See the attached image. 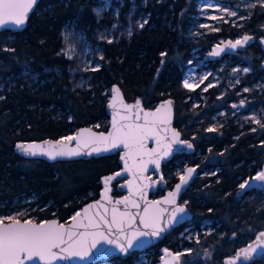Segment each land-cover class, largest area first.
I'll return each instance as SVG.
<instances>
[{"label":"trees","instance_id":"trees-1","mask_svg":"<svg viewBox=\"0 0 264 264\" xmlns=\"http://www.w3.org/2000/svg\"><path fill=\"white\" fill-rule=\"evenodd\" d=\"M133 1L135 15H145L148 22L143 28L133 26L131 34L123 26L112 43H98L103 56L99 70L83 75L89 80V89L76 86L77 76L70 73L72 62L62 54L61 32L71 26L93 38L112 27L111 10L97 14L101 0H40L23 30L0 32V96L4 97L0 99V215L15 198L33 194L39 207L22 220L66 223L84 204L98 198L99 179L118 170L116 155L67 161L93 163L97 168L65 177L62 185L56 168L62 162L24 159L14 153V146L19 141L65 138L85 126L106 131L109 91L117 85L126 102L139 100L144 108L166 99L174 101L173 126L193 144L194 152L176 155L163 166L165 189L179 180V167L192 165L199 170L180 200L191 212V221L144 252L147 264H159L162 247L183 253L182 264H226L238 248L264 231V192L236 197L239 185L264 164V128L235 117L213 124L210 118L226 104L216 107L219 100L213 105L209 100L194 107L193 93L182 85L192 58L190 32L202 0ZM122 2L118 15L124 23L132 2ZM240 33L241 29L229 37ZM254 43L244 52L252 69L264 76L259 71L264 54ZM260 120L264 122V117ZM209 127L217 131L208 132ZM24 162L38 163L41 171L31 175L22 168ZM112 191L113 196L121 194L117 188ZM139 256L133 253L111 261L135 264ZM250 264H264V256Z\"/></svg>","mask_w":264,"mask_h":264},{"label":"snow or ice","instance_id":"snow-or-ice-1","mask_svg":"<svg viewBox=\"0 0 264 264\" xmlns=\"http://www.w3.org/2000/svg\"><path fill=\"white\" fill-rule=\"evenodd\" d=\"M35 3L36 0H0V27H4L9 23L22 27ZM258 3L261 7H264V0H258ZM249 6L256 7L257 5L250 4ZM219 10L224 11L228 16H237L235 11H229L227 8ZM211 18L216 19L217 17ZM239 18L244 19L245 17ZM147 22V20H144L138 26L143 28ZM202 27L207 26L202 25ZM213 30L218 31V29ZM129 34H131L130 30ZM251 40V36L244 35L235 42H227L224 47L217 45L210 55L219 56L226 48L244 47ZM107 42L112 43V40ZM161 55L164 56L166 53H161ZM100 58L103 59V56ZM69 59H71V55H69ZM85 70L98 71L99 66ZM234 71L240 70L234 69ZM243 71L248 72L249 69L244 68ZM207 79L208 76L201 77L200 82L202 83ZM184 86L189 89L192 88V84L188 80L184 81ZM208 87H212V85L209 84ZM204 91H207V88ZM248 91L250 90L244 89V92ZM111 94L109 107L116 109L117 104H119L125 114L121 115L119 111L113 112L112 128L107 134L94 133L91 129H83L74 136L63 138L69 144L75 141V148L68 147L62 141H56L55 143L45 141L43 145L18 144L17 148L25 155H44L51 160H55L58 157L70 158L91 155L92 153L99 154L123 147L127 150L125 155L121 157V160L125 162L124 171L131 173L133 176V180L128 181L126 185L129 195L115 201L109 196L111 191L109 188L110 182L121 176V173L117 172L104 178V191L101 193V200L88 204L81 212H77L71 217L73 223L69 227H65V225L59 224L55 220L34 223L30 219L21 222L15 216L0 217V264H27V262L39 264L40 261H43L44 264H54L56 261L73 257L83 259L89 255L91 249L96 248L102 241L109 245H115L122 253H127L129 249L137 245V242L141 241V238H159L183 219L186 208L177 205V197L182 188L193 178V174L196 172L195 168H188L181 174L179 176L180 182L176 184L175 189L169 192L168 196L161 201L146 200V189L149 184L142 182L148 179L143 177V172L147 171V165L151 164L155 170L159 171L162 160L171 154L173 144H183L188 149L193 148L192 143L181 140L180 133L169 127L171 124L172 102L166 101L155 111H144L139 100L134 105L124 103L119 88L113 87ZM0 99H4V97L0 96ZM243 103L241 101L240 106H243ZM232 107L237 108L238 106L233 104ZM250 119L253 123L264 128V122L256 119L255 116ZM141 120L143 123H139ZM207 131L215 132L217 128L209 127ZM252 131H256V129L253 128ZM160 132L165 134L163 138L159 135ZM168 133L171 134L170 138L167 135ZM149 136L156 138L158 147L150 151H144L146 148L144 140ZM86 148L91 150L85 152L84 149ZM142 151L147 156V160L142 162L138 173H132L128 160L132 159L135 153ZM136 180H140L142 183L136 185V191L134 192L133 182ZM161 180H163V177H161ZM254 181L264 184V170L259 171L250 180H245L239 185V188L244 190L250 187ZM152 183L155 184L156 182L152 181ZM121 187H125V185H121ZM137 194L139 200L133 198ZM141 202L144 205L142 209ZM106 205H112V207L109 208ZM121 205L123 210L119 207ZM162 205L172 207H162ZM133 209L136 211H132ZM22 215L24 213L18 214V216ZM5 220L9 223H5ZM258 247L264 248V231L256 236L254 245L250 244L248 248L236 253V256L229 260L227 264H237V261L241 258L249 259L251 253L256 251ZM165 252L168 254L167 249H165ZM181 255L183 253L175 255L176 264H180L179 257Z\"/></svg>","mask_w":264,"mask_h":264},{"label":"rangeland","instance_id":"rangeland-1","mask_svg":"<svg viewBox=\"0 0 264 264\" xmlns=\"http://www.w3.org/2000/svg\"><path fill=\"white\" fill-rule=\"evenodd\" d=\"M129 1L132 3L125 16L126 22L123 23L118 15L119 5L122 6L123 3L122 0H101L97 8V14L100 15L103 11L111 10L114 23L112 27L97 32L93 38H87L71 26L63 28L61 32L62 54L67 59L71 55V59H69L72 62L70 73L74 77L77 76L76 86L78 88L89 89V80L83 75L91 70L85 69L100 67L101 65L100 57L102 54L98 43L115 39L116 34L121 32L123 26L129 32L133 26L139 27L138 24L146 20L143 14L135 15L138 12L134 6L135 1ZM250 4H256L257 6L250 7ZM210 5L211 7H209ZM223 8L235 11L237 16H228L224 11L219 10ZM196 10L197 13L190 32V37L194 43L191 50L192 58L186 65L182 79L183 87L193 93L191 101L194 107L199 104L203 105L209 100L212 105L216 100H219L215 104L216 107L226 104V107H221L222 109L220 108L210 118L213 124H218L225 117L238 118L247 125L255 124L251 121V117L255 116L259 120L264 117V76L257 73L258 70L254 71L252 69L251 59L245 52L234 56H226L216 61H208L204 57L214 45L220 44L226 39H239L242 35L252 36L255 41L254 48L261 50L264 54V42H262L264 41V7L259 5L258 0H234L233 2L229 0H202L198 2ZM252 16H255L253 21L250 20ZM211 17L217 18L212 19ZM239 17L245 18L240 19ZM202 25L207 27H202ZM213 29H218V31ZM240 29L242 33L229 37L230 34L237 33ZM244 68H248L249 71L244 72ZM234 69H239L240 71H234ZM259 71L264 72V60L261 61ZM204 76H208V79L201 83V77ZM185 80L192 84L191 89L184 86ZM209 84L212 87H208ZM205 88H207V91H204ZM245 88L250 91L244 92ZM241 101L244 102L243 106H240ZM233 104L238 107L233 108ZM106 167L107 165L102 169L105 170ZM185 167L186 165L179 167L176 174L178 176L183 174ZM22 168L31 175L41 171V167L36 162H24ZM56 168L61 172L60 184L63 185L65 177L68 179L69 177H77L81 172L86 171L92 173L97 167L93 163L79 165L72 162H62L58 163ZM21 196L15 198L9 209L2 213L0 217L15 216L22 220L39 207V204H35L36 198L33 194ZM19 213H24V215L18 216ZM5 222L9 221L5 220ZM165 249L167 247L160 249L161 254ZM176 252L181 253L180 251ZM179 258L181 259V256ZM100 264H113V262L110 260ZM135 264H147L146 255L141 253Z\"/></svg>","mask_w":264,"mask_h":264},{"label":"water","instance_id":"water-1","mask_svg":"<svg viewBox=\"0 0 264 264\" xmlns=\"http://www.w3.org/2000/svg\"><path fill=\"white\" fill-rule=\"evenodd\" d=\"M39 1L40 0H36V3L33 6V9L28 14V18L33 13V11L35 10V8H36L37 4L39 3ZM229 1L233 2L234 0H229ZM28 18H27L25 24L22 27H17L14 24L9 23V24H7L4 27H0V32L6 31V30H9V31H21V30H23L26 27V25H27ZM243 36L244 35H242L239 39H241ZM248 36H250V35H248ZM236 40H238V39H236ZM236 40L226 39L224 42H222L220 44H217V45H220V47H224L227 44V42H229V41L235 42ZM253 43H254V39L252 37V40L249 41L244 47H239L238 46L236 49L226 48L225 51L221 52L219 56H211L210 55L211 51L217 46V45H214L213 47L210 48V51L205 55L204 58L206 60H208V61H216V60H219V59L224 58L226 56H234V55H236L238 53H243L246 49H248L250 46H252ZM113 87L119 88L117 85H113L110 88V91H109L108 103L106 105V111H107V114H108V128H107V130L104 131V132H100V131H97V130H94V129L90 128V127H86L85 126V127L78 128L76 130V132L73 135H71V136H74L77 132H79V131H81L83 129H91L94 133H105V134H107V132L111 131L113 112L114 111H119L121 113V115L125 114L124 110L122 108H120L119 104H117L116 109H113V108L109 107V103H110L111 97H112L111 89ZM120 93L122 95L124 103L130 104V105H134L135 104V103L126 102V100L123 97V94H122L121 90H120ZM166 101H171L172 102V105H171V124L169 125V127L174 129L175 131L179 132L173 126V122H174V101L172 99H166V100L160 101L153 108H144L142 105H141V107L143 108L144 111H155L161 104H164ZM141 115H142V113H141ZM117 119H119V117H117ZM139 123H143V121L141 120V121H139ZM161 127H164V126H161ZM159 135L161 136V138H163L165 136V134L163 132H160ZM167 135L170 138L171 134L168 133ZM180 139L184 140L182 138L181 133H180ZM45 141H50L52 143H55L56 141H62L63 143L67 144L68 147H70V148H75L76 147V142L75 141H72L69 144L66 140H63V138H61V139H42V140H33V141H19L14 146V153L17 156H19L21 158H24V159L43 160V161H45L47 163L67 162V161H77V160H89V159H92V158L96 159V158H102V157L113 156L115 154H118L119 169L114 171V172H112V173L106 174V175L102 176L99 179V184H100L101 188H100V191H99L98 198L93 200V201H90V202L84 204L80 208V210L77 211V212H81L82 209L84 207H86L88 204H92V203H95L96 201L101 200V193L104 191V178L108 177V176H112V175H114L117 172H120L121 176L117 177L115 180L110 182L109 188L111 189V191L109 192V196L112 198L113 201H115V200L122 199L123 197L129 195L128 188H127L126 185H127L128 181L133 180V176H132L131 173L124 171L125 162L123 160H121V157L125 155V152L127 150L124 149L123 147H120V148H117V149H113V150H110L108 152H101L99 154L92 153L91 155H80V156H77V157H70V158L69 157H58L55 160H51L47 156H44V155H36V156L25 155L21 150H19L17 148L18 144H25V145H27V144H42L43 145ZM186 141L190 142L189 140H186ZM163 142L164 141L162 139V143ZM144 144L146 145V148H145L144 151H150L151 149H154V148L158 147L157 143H156V138L154 136H149L148 138H146L144 140ZM90 150H91L90 148L84 149L85 152H88ZM193 152H194V148L188 149L183 144H173L172 145L171 154L167 158L162 160L161 167H160L159 171L155 170L153 165H151V164L147 165V171L143 172V177L148 178V179H145V180L142 181L143 183L149 184V187L146 189V193H147L146 197H145L146 200H148V201H161V200H164V198L168 196V193L175 189V186H176V184H178L180 182V179L172 187L171 190L166 191L161 197H158L156 199L151 198V195L156 193L158 188L164 187V181L161 180V177H162V166L165 165L166 163H168L175 155H180V154L190 155ZM146 160H147V156H145L143 154V151L140 152V153H135L134 157L132 159L128 160V165H129V168L131 169V172L132 173H138L139 167L141 166L142 162L146 161ZM188 168H195L196 172L193 174V178L189 181V183L182 188L179 196L177 197V205L184 206L186 208V213L184 214V217L180 221V223H178L174 227L170 228L168 231L163 233L159 238H153V237L141 238V241L137 242V245L134 246L132 249H129L127 253H122V252H120V250L118 248L115 247V245H109V244L104 243L102 241L100 244L97 245L96 248L91 249L89 251V255L87 257L83 258V259H81L79 257H73V258H70V259H67V260L56 261V262H54V264H100V263L108 262V261H110L112 259H115V258H119V259L124 260V259L130 257L133 253L141 254V253L146 252L148 249H150V248L156 246L158 243H160L165 238V236L167 234H169L170 232H172L176 228H179L181 225L189 223L191 221V219H192V214L189 211V209L184 204H182L180 202V200H181V197H182L183 193L192 185V183L194 182V180L198 176L199 170L195 166L188 165V166L185 167L183 173ZM261 170H264V164L259 169V171H261ZM253 177H255V175ZM253 177H251V178H253ZM251 178H249L248 180H250ZM152 181H155L156 183L153 184ZM142 182L140 180H136V181L133 182V191L134 192L136 191V185L140 184ZM114 183H118L117 189L122 195H120V196H113L112 195V192H113L112 191V185ZM121 185H125V187H121ZM252 191H262V192H264V184L254 181L251 184L250 187H248V188H246L244 190H241L239 188L237 190V192H236V197H242L245 194H247L249 192H252ZM133 198L139 200V195L137 194ZM106 206L109 207V208L112 207V205H106ZM143 206H144L143 202H141V209L143 208ZM119 207L121 208V210H123V206L122 205L119 206ZM162 207L171 208L172 206H170V205H162ZM132 211H136V210L133 209ZM53 220L57 221L59 224L65 225V227H69L73 223L72 219H70L66 223H61L57 219H49V220H46V221L50 222V221H53ZM21 222H23V221L21 220ZM43 222H45V221H43ZM5 223H9V222H5ZM81 231H82V229H81ZM255 240H256V237L252 241L247 243L246 245L238 248L235 251L234 255L231 258L226 260V264H227V262L229 260L233 259L236 256V253L240 252L242 249L248 248V246L250 244L254 245ZM167 253L168 254H166L165 250L162 252L161 260H160L159 264H176V261L174 260V257L177 254V252L172 250V249H170V248H167ZM262 256H264V248H259L258 247L256 249V251L251 253V256H250L249 259L245 260V259L241 258L240 260L237 261V264H250V263L256 261L257 259L261 258ZM179 262H180V264H182V261H181L180 258H179ZM27 264H31V262H27ZM39 264H44V262L40 261Z\"/></svg>","mask_w":264,"mask_h":264},{"label":"flooded vegetation","instance_id":"flooded-vegetation-1","mask_svg":"<svg viewBox=\"0 0 264 264\" xmlns=\"http://www.w3.org/2000/svg\"><path fill=\"white\" fill-rule=\"evenodd\" d=\"M254 42H255V41H254ZM115 155L117 156V162H118V154H115ZM180 155H183V154H180ZM190 155H191V154H190ZM175 156H176V155H175ZM175 156H174V157H175ZM174 157H173V158H174ZM102 158H103V157H102ZM173 158H172V159H173ZM172 159H171V160H172ZM171 160H170V161H171ZM170 161H169V162H170ZM166 164H167V163H166ZM166 164H165V165H166ZM163 166H164V165H163ZM163 166H162V168H163ZM118 169H119V164H118ZM162 177H163V181H164V187H162V188H158L157 191L162 190L163 192H162V194H158V195L156 196V198L161 197L166 191L172 189V188H171V189H165V179H164L163 171H162ZM117 185H118V183H114V184L112 185V190H114V188H117ZM157 191H156V192H157ZM154 194H155V193H154ZM120 195H122V194H120ZM120 195H119V196H120ZM156 198H153V199H156Z\"/></svg>","mask_w":264,"mask_h":264}]
</instances>
